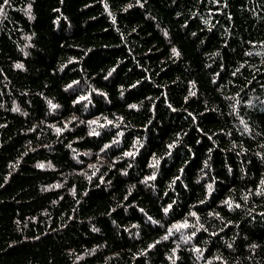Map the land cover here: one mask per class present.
I'll return each instance as SVG.
<instances>
[{"label":"trees","instance_id":"obj_1","mask_svg":"<svg viewBox=\"0 0 264 264\" xmlns=\"http://www.w3.org/2000/svg\"><path fill=\"white\" fill-rule=\"evenodd\" d=\"M0 8V264H264V0Z\"/></svg>","mask_w":264,"mask_h":264},{"label":"snow or ice","instance_id":"obj_2","mask_svg":"<svg viewBox=\"0 0 264 264\" xmlns=\"http://www.w3.org/2000/svg\"><path fill=\"white\" fill-rule=\"evenodd\" d=\"M7 2H8V0H5V3H7ZM0 12H2V8H0ZM173 51L175 52V49ZM53 107H55V106H53Z\"/></svg>","mask_w":264,"mask_h":264}]
</instances>
